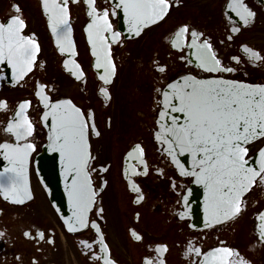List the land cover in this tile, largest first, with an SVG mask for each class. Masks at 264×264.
<instances>
[{"label": "snow or ice", "instance_id": "6c2138e0", "mask_svg": "<svg viewBox=\"0 0 264 264\" xmlns=\"http://www.w3.org/2000/svg\"><path fill=\"white\" fill-rule=\"evenodd\" d=\"M70 3L79 4L80 0H40V8L56 51L64 58L61 67L86 95L87 73L75 59L78 52L71 36ZM182 3L183 0H111L110 6H100L97 0H83L89 18L84 32L98 81L95 96L103 107L112 101L111 89L119 67L131 55L121 53L118 62L113 46L125 47L127 41L140 39L147 30L165 22ZM117 16L126 24V33L114 27L112 18ZM225 17L227 24L224 38L218 40L219 47L213 34L181 22L163 34V48L154 49L149 57L148 67L155 81L152 140L158 159L149 160L142 141L132 142L121 154L120 177L129 203L137 206L133 209L137 224L142 221L140 209L148 201L142 179L152 177L166 182L174 197L169 214L178 222L191 216V188L183 181L191 178L192 184L202 185L203 219L199 226L189 223L187 228L203 234H188L170 244L166 240H147L143 232L131 227L130 240L144 249L140 264H169L173 248L179 250L184 264H255L249 253L264 251V83L227 78L237 73L247 76L249 67L264 70V49L239 43L233 51L242 29L256 22L257 11L246 0H228ZM27 27L22 7L13 0L6 17L0 19V63L11 68L13 87H24L31 81L32 88L30 97L15 104L6 97L0 98V113H10L0 122V131L16 141L0 143V149L6 150L20 166L16 177H9L7 184L0 183V194L13 206H23L34 199L30 188L22 185L21 177L24 164L36 148L32 142L36 125L46 127L48 149L61 157L71 205V215H66L52 203L63 229L71 234L89 230L94 233L90 240L80 241L81 254L88 264H118L104 231L107 220L99 202L109 186L104 176L111 164L94 166L99 156L93 154L90 143L91 136L102 137L95 110L90 104L76 103L72 97L54 98L56 85L37 78L46 71L47 61L38 59L41 45L35 32L25 34ZM178 65L183 74L169 80L168 72ZM193 69L209 76L194 75ZM36 109L38 120L34 122L30 110ZM106 123L111 129V116ZM20 140L26 142L21 144ZM4 175L0 173V177ZM94 175L100 177L99 185L94 183ZM251 208L255 211L246 249L221 239L219 233L229 227L235 232V225ZM4 212L0 208V215ZM180 231L183 233L184 229L181 227ZM210 232L217 233V242L205 249L203 242ZM21 235L37 253L45 245L55 246L53 229L31 225ZM7 236L8 229L0 228V240ZM15 259L24 264L20 255ZM30 264H40L39 259L33 256Z\"/></svg>", "mask_w": 264, "mask_h": 264}, {"label": "flooded vegetation", "instance_id": "af4514ba", "mask_svg": "<svg viewBox=\"0 0 264 264\" xmlns=\"http://www.w3.org/2000/svg\"><path fill=\"white\" fill-rule=\"evenodd\" d=\"M13 0H0V19L6 17L10 4ZM23 9L24 18L28 27L25 34L35 32L41 45L39 60H46V71L37 78L53 82L56 85L54 98L57 96L72 97L74 101L82 106L91 105L95 110L96 126L102 133V137L90 138L92 152L99 156L94 166L105 162L111 164V169L104 178L108 179L109 186L101 194L99 201L105 209L107 225L104 231L111 246L112 253L118 264H140V257L143 254V247L133 243L128 235V229L136 227L143 232L147 240H166L170 244L177 239H181L188 234L202 235L203 233L193 232L187 228V220L178 222L169 214V210L174 205V197L168 191L166 182H157L149 177L141 182L148 194L147 203L140 209L142 221L137 224L133 218V209L137 206L129 203V194L125 190L124 182L120 177V159L122 152L129 144L135 141H142L147 148L150 161L158 159L155 151V144L152 140L153 120L156 113L153 109L152 88L155 83L149 71L148 61L156 48H163L162 36L168 30L174 28L181 22H189L198 29L213 34L214 40L224 38L225 25L227 19L228 0H183L179 8H174L170 16L161 25L147 30L144 35L137 40H129L125 47L113 46L114 55L120 61V54L130 52V57L123 60L119 67L118 76L112 86L113 99L107 107H103L101 101L95 96L98 81L91 67L92 57L89 45L84 33V26L88 23L86 7L83 0L79 4L70 3L72 36L78 56L75 59L81 63L87 73L86 95L82 94L76 87V82L61 67L63 57L54 48L50 33L47 29V22L42 15L40 0H15ZM246 3L257 11V18L254 26L243 28L233 44V51L239 43H248L257 49H264V2L261 0H246ZM100 6H110L111 0H97ZM232 15L231 13H228ZM114 27L126 33V24L121 16L112 18ZM2 65L4 66L2 69ZM248 75L237 73L229 75L227 78L243 80L247 83H264V70L247 69ZM11 68L0 63V98L6 97L10 104H15L21 98L30 97L31 81L24 87H13L11 80L7 77L11 75ZM183 74L181 66H177L168 72L169 80ZM193 74L200 77L209 76L208 73H197L193 69ZM35 103V101H34ZM39 109L30 110L33 121L38 120ZM10 113H0V122L5 121ZM111 116L112 127L107 128V118ZM45 132L40 124L36 125L35 139L29 138L36 144V148L28 157V174L32 186H37L38 182L34 173V158L40 150L44 141ZM14 143V138L7 136L0 131V143ZM26 141L20 140L23 144ZM251 155V153H250ZM1 166V164H0ZM94 183L99 185L100 177L93 176ZM190 178H186L183 183L189 186ZM38 197L35 196L32 202L23 206H13L7 203L0 196V208L5 210L4 215H0V228L8 229V236L0 240V264H18L15 257L20 255L24 264H30L31 258L36 256L40 264H88L87 258L81 254V240H90L94 233L89 230L82 233H67L59 219L58 214L51 208L49 203L43 200L49 210L38 208ZM162 201V202H161ZM110 209V211H108ZM255 208H251L249 213L235 225L233 232L229 227L219 233L221 239H226L229 244H237L241 249H246L252 233L253 216ZM95 213H92L94 217ZM37 225L44 230L53 229L55 233V246H44V250L37 253L35 247L30 242L23 239L22 231L31 226ZM181 227L184 229L181 233ZM217 233L210 232L208 239L204 241L205 249L216 245ZM255 264H264V251L249 253ZM169 264H184L179 250L172 249L169 257Z\"/></svg>", "mask_w": 264, "mask_h": 264}, {"label": "water", "instance_id": "95a60500", "mask_svg": "<svg viewBox=\"0 0 264 264\" xmlns=\"http://www.w3.org/2000/svg\"><path fill=\"white\" fill-rule=\"evenodd\" d=\"M52 38L55 45L53 35ZM174 115L181 116L180 113H175ZM44 129L47 135L48 129L46 127ZM25 164L21 179L22 185L29 188ZM18 172H20V169H12V177H16ZM36 172L50 203L52 204L54 202L64 214L71 215V205L68 202V196L65 190L66 181L64 179L61 157L58 153L48 149V142L43 145L41 153L36 157ZM189 187L191 188V216L188 219H190V223H195L199 226L203 219L204 188L202 185L192 183ZM2 191L0 190L1 193Z\"/></svg>", "mask_w": 264, "mask_h": 264}, {"label": "rangeland", "instance_id": "374dc122", "mask_svg": "<svg viewBox=\"0 0 264 264\" xmlns=\"http://www.w3.org/2000/svg\"><path fill=\"white\" fill-rule=\"evenodd\" d=\"M40 191V188L37 186V187H34V190H35V196H40L38 197V200H37V203H38V208L40 210H49L48 206L46 205L45 201L43 200V197H42V192L38 191V189ZM108 211H110V209H108Z\"/></svg>", "mask_w": 264, "mask_h": 264}]
</instances>
